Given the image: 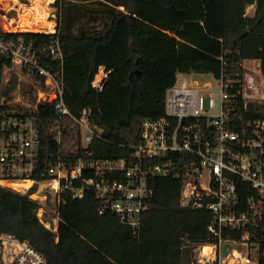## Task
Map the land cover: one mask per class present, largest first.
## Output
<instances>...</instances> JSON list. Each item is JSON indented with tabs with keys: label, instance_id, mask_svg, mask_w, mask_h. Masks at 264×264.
<instances>
[{
	"label": "trees",
	"instance_id": "trees-1",
	"mask_svg": "<svg viewBox=\"0 0 264 264\" xmlns=\"http://www.w3.org/2000/svg\"><path fill=\"white\" fill-rule=\"evenodd\" d=\"M53 5L59 15L57 35L4 32L0 26V36L7 42L21 37L32 42L42 64L53 70L61 62L53 59L49 46L58 37L65 103L75 115L90 110L91 122L102 130L86 147L74 135L69 136L70 148L63 147L50 126L58 116L54 102L40 103L34 110L42 141L40 166L58 155L73 162L88 159V151L96 159L129 156L143 121L165 115L166 93L179 73H209L235 81L228 91L237 96L238 107L245 61L260 60L264 73V0H56ZM252 5L254 12L248 14ZM10 61L3 55L0 77ZM100 66L108 76L102 90H96L91 82ZM18 77L13 73L3 91L11 90ZM31 77L39 79L36 71ZM22 85L33 89L26 81ZM247 114L264 117V102L250 103ZM93 175L85 172L86 178ZM151 184L154 193L139 232L110 208L101 210L96 192L86 187L81 198L70 189L61 191L57 233L40 222L36 200L0 185V234L28 239L46 256V264H195L196 245L212 240V213L180 206L183 175L154 176ZM224 235L238 238L241 231ZM258 238L259 264H264V230Z\"/></svg>",
	"mask_w": 264,
	"mask_h": 264
},
{
	"label": "built area",
	"instance_id": "built-area-1",
	"mask_svg": "<svg viewBox=\"0 0 264 264\" xmlns=\"http://www.w3.org/2000/svg\"><path fill=\"white\" fill-rule=\"evenodd\" d=\"M23 2L17 6L15 0H0V26L4 32H26L40 27L41 31L58 34L57 9L47 17L50 23L54 22L51 28L29 26L21 15L26 14L31 20L33 3ZM51 13L53 17L49 20ZM49 50L53 59L61 62L56 70L42 64L32 42L26 43L23 37L7 42L0 36V60L3 55L11 60L4 65L0 77V185L36 200L40 222L56 233L61 191L70 189L74 197L81 198L86 187L96 192L101 210L110 208L122 222L139 232L142 214L149 209L154 193L151 178L183 175L180 206L205 208L212 213L208 224L212 240L196 245L195 264H236L227 262L233 250L247 264H259L258 234L264 230V117L247 112L250 103L264 102L261 61H254L259 68L258 79L248 73L251 68L244 64L247 72L239 91L240 107L237 96L228 91L235 82L231 79L213 76L221 87L219 102L212 81L176 82L167 90L165 115L143 121L139 139L131 145L129 156L96 159L88 151V159L80 157L73 162L58 155L56 160L40 166L42 141L34 114L40 103L54 102L58 116L50 121V126L63 147L70 135L79 136L81 145L86 147L102 130L91 122L90 110L75 115L67 107L63 51L58 37ZM12 71L22 74L24 81L28 78L33 89L18 82L11 90L3 91ZM32 71L37 72L39 79L31 77ZM107 76L108 71L100 66L92 87L102 90ZM29 93L33 99L26 98ZM87 170L94 175L86 178ZM77 181L82 184L75 185ZM225 231H241V236H225ZM205 246L210 248L207 253ZM46 262V256L28 239L9 232L0 234V264Z\"/></svg>",
	"mask_w": 264,
	"mask_h": 264
},
{
	"label": "rangeland",
	"instance_id": "rangeland-1",
	"mask_svg": "<svg viewBox=\"0 0 264 264\" xmlns=\"http://www.w3.org/2000/svg\"><path fill=\"white\" fill-rule=\"evenodd\" d=\"M21 1V3H23V4H25L23 1H25V0H20ZM19 1L17 2V6H22V4H21ZM49 10H50V12H55L56 11V9L57 8H55V6L54 5H49ZM254 5H252V6H249L248 7V10H247V12H248V14H253V12H254ZM53 10V11H52ZM11 13L13 14V15H15L16 16V12L15 11H11ZM53 13H51V15H50V17H49V20H51V18L53 17V15H52ZM33 15V14H32ZM54 22L52 21L51 22V25L53 24ZM96 26L97 25H99V26H101L102 25V22H100V23H96L95 24ZM35 29H32V31H34V32H44V31H41V29H39L38 27H34ZM36 28H37V30H36ZM50 28H51V26H50ZM31 30V29H30ZM245 65H246V68L247 69H249V68H251V70H248V73L250 74V75H254V76H256V78L258 79L259 78V68L257 67V65H256V62H254V61H251V60H248V61H246V63H245ZM13 73H15V71H12L11 73H10V78H9V81H10V79L13 77ZM19 74V73H18ZM21 77H23V75L22 74H19V77H18V82H22L23 83V81H24V78H21ZM193 79H198V80H200L201 82H205V81H212L213 83H214V88H213V90H214V92H215V95H216V97H217V102H219V98H220V89H221V87H220V85L216 82V80H214L215 78L212 76V74H209V73H195V72H192V73H179L178 74V79H177V83L178 84H182L183 82H190V81H192ZM28 78L26 79V82H28ZM9 81H8V84H9ZM28 83H30V82H28ZM7 84V85H8ZM16 85H17V83H16ZM66 144H65V146H66V148H70V146L72 145V143H73V140H71V141H69V136H67L66 137V142H65ZM50 211V210H49ZM52 212V211H51ZM52 214H54V213H52ZM50 216V215H49ZM187 258H189V252H187V251H185V259L187 260ZM185 264H190L189 262H187L186 261V263Z\"/></svg>",
	"mask_w": 264,
	"mask_h": 264
},
{
	"label": "bare ground",
	"instance_id": "bare-ground-1",
	"mask_svg": "<svg viewBox=\"0 0 264 264\" xmlns=\"http://www.w3.org/2000/svg\"><path fill=\"white\" fill-rule=\"evenodd\" d=\"M51 0H32V9L33 15L32 19L28 21V16L26 14L21 15V19L24 23H28L29 26L36 24L38 26H51V23L47 20L48 15L50 14V8L48 2ZM18 2V0H15ZM34 29V28H33ZM32 30V29H31ZM37 30V29H36ZM52 30V29H51ZM38 78V77H37ZM29 185V183L27 184ZM55 182V186H56ZM210 248L205 246L204 252H209ZM235 262L236 264H247L246 261L238 254L237 251L233 250L227 262Z\"/></svg>",
	"mask_w": 264,
	"mask_h": 264
},
{
	"label": "crops",
	"instance_id": "crops-1",
	"mask_svg": "<svg viewBox=\"0 0 264 264\" xmlns=\"http://www.w3.org/2000/svg\"><path fill=\"white\" fill-rule=\"evenodd\" d=\"M246 61H248V60H246ZM246 61H245V63H246ZM251 61H255V60L251 59ZM258 62H259V61H258Z\"/></svg>",
	"mask_w": 264,
	"mask_h": 264
}]
</instances>
